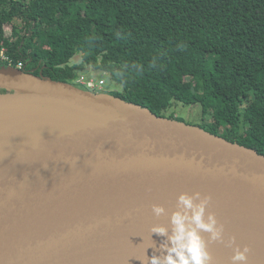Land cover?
Here are the masks:
<instances>
[{"label": "water", "instance_id": "obj_1", "mask_svg": "<svg viewBox=\"0 0 264 264\" xmlns=\"http://www.w3.org/2000/svg\"><path fill=\"white\" fill-rule=\"evenodd\" d=\"M0 88V264H102L65 260L124 233L140 237L126 261H140L150 228L169 226L178 196L195 192L212 197L225 237L264 252L256 149L12 65H0Z\"/></svg>", "mask_w": 264, "mask_h": 264}, {"label": "trees", "instance_id": "obj_2", "mask_svg": "<svg viewBox=\"0 0 264 264\" xmlns=\"http://www.w3.org/2000/svg\"><path fill=\"white\" fill-rule=\"evenodd\" d=\"M2 56L65 83L107 72L115 98L180 122L174 103L199 105V127L264 154V0H0Z\"/></svg>", "mask_w": 264, "mask_h": 264}, {"label": "clouds", "instance_id": "obj_3", "mask_svg": "<svg viewBox=\"0 0 264 264\" xmlns=\"http://www.w3.org/2000/svg\"><path fill=\"white\" fill-rule=\"evenodd\" d=\"M211 199L210 195L202 196L200 192L181 193L177 198V210L169 218V226L155 224L150 228V233L162 240L150 257L144 253V258L139 259L141 264H215L209 251V245L215 242L233 249L231 264H248L250 246L235 245L234 236L225 240L224 224L208 210ZM152 212L157 217L166 215L161 205H152ZM204 233L208 234L207 238ZM148 247L156 249L155 242Z\"/></svg>", "mask_w": 264, "mask_h": 264}, {"label": "bare ground", "instance_id": "obj_4", "mask_svg": "<svg viewBox=\"0 0 264 264\" xmlns=\"http://www.w3.org/2000/svg\"><path fill=\"white\" fill-rule=\"evenodd\" d=\"M5 131L6 130L1 131L0 129V137L4 136L3 134L5 133ZM145 237L154 240L156 244V249L152 247H148V248L146 247L145 250L146 255L150 257L153 254V252L159 248V244L162 240V237L156 234ZM138 238L140 237L137 238L130 237V233L114 235L106 239L100 240L92 244L91 246L84 248L81 252H79L78 254L74 255L73 257L65 261H71V260H76L77 258H82L87 262L94 261L102 264H122V263L141 264V261H137L138 259L133 261H126V258L129 256L125 253V252L129 253L131 252L132 249H134L136 242L133 241L137 240ZM205 238H207V236H205ZM228 238L229 237H225V240H227ZM235 245H240L241 248H243L245 244L235 239ZM209 251L211 252L213 260L215 261L216 255L222 253L230 254L233 252V249L230 247H226L225 244L223 243L215 242L209 245ZM144 253H142L141 255L144 256ZM251 253H252L251 255L252 258L258 256H264V252L256 249H252V247H251ZM101 255H106V257H104L103 259H98V257Z\"/></svg>", "mask_w": 264, "mask_h": 264}, {"label": "rangeland", "instance_id": "obj_5", "mask_svg": "<svg viewBox=\"0 0 264 264\" xmlns=\"http://www.w3.org/2000/svg\"><path fill=\"white\" fill-rule=\"evenodd\" d=\"M6 32L9 35L11 33V28L7 27L6 28ZM82 59V55L81 53L76 54L71 60H70V64H74L76 62H80ZM9 65V64H8ZM77 76H79L77 79L70 82L71 85L77 86L81 89L96 93V94H104V95H112L113 91L116 90H122V86L120 84H118L117 82H115L111 76L109 75V73L107 72H103V71H99V70H94L92 67H88L86 70L84 71H77L76 72ZM188 77V85L187 86H191L192 82H191V78L192 77V73H187L186 74ZM81 76H84L85 80H89V79H93L96 83H98L101 80L105 81V84L102 85L101 90H92L90 88H88L85 85H82L80 83H78V79L81 78ZM5 89L0 88V92H4L2 91ZM247 94L243 95V101L241 103V107H243L244 109H246L247 104H248V100H247ZM170 113H176L177 116H181L183 117L186 122H192L194 124H199L201 123L202 119H201V106L199 105H183L181 103H174V106L168 110V112L166 113L167 115ZM238 133L239 134H244L245 133V121L242 118V122L240 124V127L238 128Z\"/></svg>", "mask_w": 264, "mask_h": 264}, {"label": "built area", "instance_id": "obj_6", "mask_svg": "<svg viewBox=\"0 0 264 264\" xmlns=\"http://www.w3.org/2000/svg\"><path fill=\"white\" fill-rule=\"evenodd\" d=\"M3 59L7 60L9 62V65L15 66L19 69L23 68V63H17L16 65L13 64V62L6 56H2ZM78 83H81L82 85L87 86L88 88L92 90H101L102 85L105 84L104 80L99 81L96 83L93 79L85 80L84 76H81V78L78 79Z\"/></svg>", "mask_w": 264, "mask_h": 264}]
</instances>
